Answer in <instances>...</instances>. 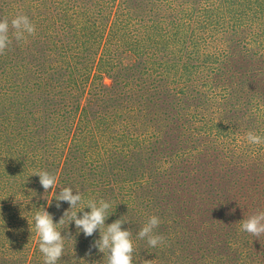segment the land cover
<instances>
[{
    "label": "trees",
    "instance_id": "trees-1",
    "mask_svg": "<svg viewBox=\"0 0 264 264\" xmlns=\"http://www.w3.org/2000/svg\"><path fill=\"white\" fill-rule=\"evenodd\" d=\"M77 4L0 0L36 26L21 42L11 30L0 54V264H44L28 220L43 207L59 223L70 208L56 207L63 187L82 194L77 212L104 199L106 224L125 216L133 264H209L221 235L239 241L236 264H257L258 245L239 222L264 211V181L254 177L264 166L255 146L264 145L234 147L226 135L241 121L236 135L254 125L264 136V0H83L74 14ZM84 10L96 14L77 25L82 40L70 53L59 37ZM42 170L56 189L45 193L33 175ZM232 189L241 201L217 198ZM152 215L165 238L155 248L137 236ZM65 224L57 264H105L91 247L99 229L86 237Z\"/></svg>",
    "mask_w": 264,
    "mask_h": 264
},
{
    "label": "clouds",
    "instance_id": "clouds-1",
    "mask_svg": "<svg viewBox=\"0 0 264 264\" xmlns=\"http://www.w3.org/2000/svg\"><path fill=\"white\" fill-rule=\"evenodd\" d=\"M12 30V36L17 42L26 41L27 36H34L36 26L30 18L23 13H17L9 23L7 17L0 19V54H4L5 50L12 43L9 32ZM246 140L249 145H264V136L258 135L253 131H248ZM33 175H38L40 184L45 193L49 189H56L57 177L46 170L37 171ZM56 207L60 208L61 202H67L70 208L65 210L59 220V223H54L53 216L45 209L41 208L34 213L32 220H28L30 231L34 229L39 237V251L43 254L44 264H57L64 254L66 236H62L58 230L59 225H64L66 220L71 223L75 222L77 232H83L86 237L93 236L99 229L100 238L95 240L92 248H96L100 253L104 254L105 264H133L134 244L132 240L131 230H124L122 225L128 221L125 216L117 219L111 224H106L108 210L111 203L100 199H88L85 208H90L91 211H83L82 217L78 216L75 211L78 205L83 201L82 194L77 190L74 194L71 187L60 188L57 195L55 193ZM52 201L48 204L51 206ZM235 211V209H233ZM161 220L158 216H150L143 226L140 228L137 236L140 240H146L150 247L163 245L165 238L162 235L156 234L154 230L160 225ZM240 230L259 238L264 235V211L256 213L244 218L239 222ZM88 255H91V248ZM143 264H154L153 260H144Z\"/></svg>",
    "mask_w": 264,
    "mask_h": 264
},
{
    "label": "rangeland",
    "instance_id": "rangeland-1",
    "mask_svg": "<svg viewBox=\"0 0 264 264\" xmlns=\"http://www.w3.org/2000/svg\"><path fill=\"white\" fill-rule=\"evenodd\" d=\"M83 0H78V2L80 3L79 5L77 4V9L76 10H74V11H71V12H73L74 14H77V13H79L80 12V7H81V2H82ZM56 2V0H54V3ZM81 13H83V14H85V15H82V16H80L79 18L80 19H77L75 22H73L71 25H72V27H73V30L72 31H69V29L67 30V31H61V33H64V34H68L67 36H60L59 38H64L63 39V41H61L60 42V46L61 45H63V44H65V45H67L68 47H70L71 49H70V53H73V52H75L74 51V47H75V45H77L78 43H80L81 42V40H82V35L83 34H81V32L79 31V30H77V25L79 24V23H84V24H86L87 23V21H90V19H92V17H90V14L92 15V16H95V14H96V12L95 11H93V12H89V14L86 12V10H84L83 12H81ZM12 16L14 17V15L12 14V13H10L9 11H3L2 9H0V19H3V18H5V17H7L8 19H9V23H10V19L12 18ZM10 32H11V29H10ZM9 32V33H10ZM60 35V34H59ZM58 35V36H59ZM54 39H56V35L54 36ZM71 39H73V43H75L74 45H69V41L71 40ZM113 45H114V41H112L111 42ZM45 49V47L43 48V50ZM51 52V50L49 49V48H47L46 47V51H43L42 52V56L44 55H46V54H48V53H50ZM47 61V60H46ZM105 82H107V83H109L110 82V79H106L105 80ZM235 122H240V123H236L235 124V126H240V129L239 128H236L235 126V130H234V134H230V133H228L227 135H226V137H229V139H231L232 140V143L233 144H235V145H233L234 147H236V145H241L242 147H243V145H242V143H244V145H248V142H247V140H246V135H244V136H241V135H236L240 130H242L243 128H245L246 129V127L244 126V124L241 122V121H235ZM255 128V126L254 125H250V131H253V129ZM252 146H250V148H251ZM244 148V147H243ZM255 148H256V150H257V154H264V147H256L255 146ZM245 149V148H244ZM232 150H234V149H231V151ZM251 150V149H250ZM250 150L248 149V150H246V151H244V152H240V153H249V154H251L250 153ZM235 151V150H234ZM254 154V153H253ZM256 155V154H255ZM243 163V162H242ZM254 171L256 172V176H254L255 177V180H256V182L258 183V184H260L261 185V183L264 181V166H263V168H261V166H260V168L258 167L257 169H256V167H254ZM245 173H246V171H245ZM188 181V180H187ZM142 187H143V185H141ZM185 186L187 187V184H185ZM201 187L204 189V191H206V190H208L209 189V187L206 185V183H204L203 182V184L201 185ZM233 188V187H232ZM235 191H237V190H234V192ZM232 192H233V189H232V191L231 192H229V193H226V194H220L219 196H217V198H222V199H224V198H227V199H229V198H232V199H235V200H239V201H241L242 200V198H241V196H240V194L239 193H237V194H232ZM215 195H217V194H215ZM215 197V196H214ZM194 212L196 213V214H199V215H201L202 217H205V218H207V219H205L206 221H208V219L210 220V221H213V219H210V217L208 216V214L206 213V212H204L203 210H200V209H198V208H196L195 210H194ZM218 216H223L224 214H222V213H218L217 214ZM216 222V224L217 225H219L220 224V221L219 220H215ZM66 223H68V227H70V225H71V223H69L67 220H66ZM207 223V222H206ZM65 226H67L66 224H64ZM72 230H77L76 229V226H74V228L72 229ZM199 233H201L202 235H204V236H207V232H205V231H203V230H199L198 231ZM246 234H247V236H246V238H245V242H247V238H248V236H252V235H250V234H248L247 232H245ZM253 238L255 239V245H258L257 246V248L255 249V251H254V253H253V256H252V259H254V261H256L257 262V264H260L261 262H263L264 263V235H261L259 238H257V237H255V236H253ZM67 240H69L68 238H67ZM238 242L239 241H236V240H233V242L231 243V245H229L228 243H227V238L226 237H224L223 235H221V238H220V240L218 241V242H216V243H214L215 245H217L218 246V249L216 250V253L215 254H213L212 256H210V257H208V259H209V264H236V250H237V248H238ZM68 243H70V241L68 242ZM252 246H254V245H252ZM252 246H250V247H252ZM235 256V257H234ZM260 257V258H259ZM249 258H250V256H249ZM246 259L247 260H249L248 259V257H247V255H246ZM263 260V261H262Z\"/></svg>",
    "mask_w": 264,
    "mask_h": 264
},
{
    "label": "bare ground",
    "instance_id": "bare-ground-1",
    "mask_svg": "<svg viewBox=\"0 0 264 264\" xmlns=\"http://www.w3.org/2000/svg\"><path fill=\"white\" fill-rule=\"evenodd\" d=\"M35 2V1H34ZM41 13V12H40ZM40 17V16H39ZM122 20V19H121ZM127 21V20H126ZM46 38V37H45ZM120 42V41H119ZM116 48V47H115ZM110 124V123H109ZM173 124H175V123H173ZM96 164V163H95ZM88 175V174H87ZM184 189V188H183ZM180 224V223H179ZM223 234V233H222ZM199 235V234H198ZM203 238V237H202ZM181 241V240H180ZM195 257V256H194ZM235 257V256H234ZM197 258H199V257H197ZM193 259V258H192Z\"/></svg>",
    "mask_w": 264,
    "mask_h": 264
}]
</instances>
